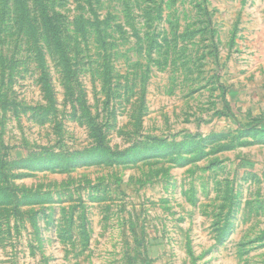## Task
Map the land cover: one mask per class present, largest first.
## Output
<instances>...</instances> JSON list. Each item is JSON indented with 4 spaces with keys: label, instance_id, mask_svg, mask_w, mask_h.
<instances>
[{
    "label": "rangeland",
    "instance_id": "374dc122",
    "mask_svg": "<svg viewBox=\"0 0 264 264\" xmlns=\"http://www.w3.org/2000/svg\"><path fill=\"white\" fill-rule=\"evenodd\" d=\"M0 264H264V0H0Z\"/></svg>",
    "mask_w": 264,
    "mask_h": 264
},
{
    "label": "trees",
    "instance_id": "16d2710c",
    "mask_svg": "<svg viewBox=\"0 0 264 264\" xmlns=\"http://www.w3.org/2000/svg\"><path fill=\"white\" fill-rule=\"evenodd\" d=\"M43 17L45 19L44 21L47 20L49 22V25H51V27L55 26V22L51 21V18L49 16H46V14H45V15H43Z\"/></svg>",
    "mask_w": 264,
    "mask_h": 264
}]
</instances>
